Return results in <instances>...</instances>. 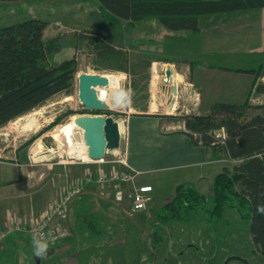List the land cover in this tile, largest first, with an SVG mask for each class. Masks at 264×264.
Segmentation results:
<instances>
[{"label": "rangeland", "instance_id": "obj_1", "mask_svg": "<svg viewBox=\"0 0 264 264\" xmlns=\"http://www.w3.org/2000/svg\"><path fill=\"white\" fill-rule=\"evenodd\" d=\"M29 17L46 21L45 37L58 34L59 48L52 53L51 59L59 62L75 53L78 69L69 93L63 91L54 95L0 126V153H5L2 155H10L11 148L19 147L32 137L20 148L19 160L30 168L33 177H42V182H35L29 188L35 198L41 196L42 200L31 210L18 211L19 216L28 217L45 210L66 181L74 180L86 171L95 173L112 166V162L88 160L81 129L69 125L72 116L79 113L99 112L118 120L123 134L119 153H123L125 145L130 165L135 163V167L132 166L139 170L132 183H123L126 191L134 187L133 183H149L154 187L148 192L150 198L146 208L130 213L127 211L128 200L120 203L112 200L110 186L87 185L67 204L65 223L69 232L49 244L46 257L69 258L67 263L76 264H221L226 256L236 254L248 264H264V255L260 254L252 239L249 222L241 218L234 207L225 206L218 220L210 215L211 204L207 209L203 207L192 213V222L160 221L157 218L158 214L164 213L163 204L173 196L178 183L188 182L202 192H210L214 175L238 159L229 158L215 147H197L190 143L186 134H166L168 125L174 127L180 123L186 130L181 120L162 116V121L157 120L155 124L156 120L151 118L154 116L147 114H133L130 120L128 118L133 112L176 115L195 112L199 98L205 104L207 100H225L226 94L213 97L226 90L222 86L220 91L221 85L211 83L206 73L203 78L207 80L202 81L199 75L201 66L197 62L225 65L232 70L257 67L264 60L260 25L251 27V35L218 32L207 38L200 33L167 29L157 18L128 22L106 9L99 0H0V25ZM83 30L98 31L126 49L129 69L121 70L100 60L85 40H76L75 33ZM144 57L158 60H153L149 67L139 63ZM183 60H193L192 69L188 64L186 71ZM132 63H136L134 70ZM162 66L178 73V79L163 82L165 74L163 79L160 76ZM84 71L102 73L109 78L106 85L97 87L98 97L107 102L106 108L92 110L82 106L77 95V80L78 74ZM257 82L264 83V75ZM133 83L135 90L131 86ZM172 85L176 87L175 93ZM236 87L237 84L231 89L236 91ZM121 90L130 91L131 103L117 107L115 94ZM198 90H201L199 95ZM226 100L239 101L241 98L235 96ZM250 101L264 103V93L252 92ZM138 106H146V109ZM138 122L144 124L147 132L151 129V133L143 137V149L136 143ZM47 135H51L52 141L42 140ZM64 138L67 144L61 145ZM178 148L180 153L169 154ZM197 149L202 152V159ZM163 153L172 157L163 158ZM115 156L116 152L108 148L104 158ZM199 176H203V181L197 183ZM83 215L97 220L100 232L86 235L81 220ZM26 235L0 239V260L33 257V243ZM4 263L7 261H2ZM228 264L245 263L232 259Z\"/></svg>", "mask_w": 264, "mask_h": 264}, {"label": "trees", "instance_id": "obj_2", "mask_svg": "<svg viewBox=\"0 0 264 264\" xmlns=\"http://www.w3.org/2000/svg\"><path fill=\"white\" fill-rule=\"evenodd\" d=\"M99 1L128 22L157 18L167 29L190 34L199 32L202 17L264 6V0ZM45 24L46 21L41 18L29 17L0 25V126L54 95L63 91L69 93L74 84L78 69L75 53L54 62L51 56L59 48V36L45 37ZM75 34L76 40H85L100 60L121 70L129 69L126 49L102 33L83 30ZM139 60V63L150 67L152 61L158 59L144 57ZM183 61L192 69L193 60ZM135 66L136 63H132L133 70ZM236 70L253 75L243 101H215L208 112L159 114L181 120L193 144L219 148L229 158L238 161L230 167L224 166L214 175L210 192H202L188 182L178 183L173 196L163 204L164 213L158 214L157 218L160 221L192 222V213L203 207L207 209L211 204L210 215L218 220L225 206L234 207L240 217L249 222L252 239L260 254L264 255V213L258 212V207L264 205V103L250 101L252 92L264 93V83L257 82L264 75V60L257 67ZM131 86L136 89L134 83ZM138 107L146 109V106ZM221 127L226 134L223 142L214 136V130ZM31 138L18 148L25 146ZM111 194L112 198L113 191ZM81 220L86 235L100 232L93 217L83 215ZM21 234L24 233L14 232L9 236L15 238Z\"/></svg>", "mask_w": 264, "mask_h": 264}, {"label": "crops", "instance_id": "obj_3", "mask_svg": "<svg viewBox=\"0 0 264 264\" xmlns=\"http://www.w3.org/2000/svg\"><path fill=\"white\" fill-rule=\"evenodd\" d=\"M255 25H260L261 37L263 38V41H264V37H263L264 36V6L261 8H253L251 10L243 11V12L224 13L220 15H211V16L202 17V19L200 20L201 28L199 32L197 33L203 34V36L207 38H210L212 35L218 32H223V33L234 32V33H237L238 35L247 33L251 35L252 34L251 27ZM185 64H186L185 70L187 71L188 63L185 62ZM197 64L201 66L199 75L202 81H204L203 79L205 80L209 79V76H210L211 83L214 82L216 85L217 84L221 85V87H219L220 91L223 88L222 86H224L226 90V92H220L219 95H214L213 97L215 96L220 97V96H223V94H226V97H227L226 99H234L235 96H237V98H241V100L233 101V100L223 99V101L241 102L244 100L250 88L252 79H253V75L251 73L247 71H238L236 70L237 68H235V70H232V68L225 66V65H212V64L207 65L202 62H197ZM238 68L247 69V67H238ZM249 68H253V67H249ZM205 73L206 75H208L207 79L203 78V75ZM234 74H239V75H234ZM162 75L164 76V73L160 74L161 79H163ZM177 75L178 73H176L173 70L169 77L165 75L163 82L176 81V79H178ZM235 84H237L236 91L234 89L233 90L231 89L233 86H235ZM211 87L213 88V85ZM200 89L202 90L203 88H200ZM201 90H198L196 92L197 95H199V93L201 94ZM219 100L220 99H216L213 102L219 101ZM213 102H210V100H207L205 104V103H202L201 99L199 98V102L197 101L195 103V104L198 103V110L195 112H208ZM161 113L163 112H160V113L133 112L132 114L128 116V118L130 120L133 114H147V115L154 116L151 118H154V120H156L154 122L155 124H157V120L158 122L159 120L162 121L161 120L162 116L159 115ZM179 124H177L174 127H169V125L167 124L169 129L167 130L166 134H171V135L175 134V136H182V134H186L188 136V140H190V143L193 144L190 134L186 132L185 130H183L181 124L180 125ZM154 130H155V126L153 127L152 133H154ZM135 131H136V143L138 144V147L140 149H143V146H144L142 142L143 137L147 133H151V129H150V132H147V128L144 126V124L142 122H138V124L136 125ZM183 142H186L189 147L190 144L189 142L185 140L184 137H183ZM60 143L61 145L64 143L67 144V140L64 138L60 141ZM193 145H198L197 147L203 146L201 144H193ZM205 148L207 149V147ZM216 149L219 150V148H216ZM197 150L199 151L200 159H202L203 158L202 152L200 151V149H197ZM175 152L180 153V149L179 148L173 149L169 154H173ZM20 153H21L20 148L18 147L11 148L10 153H9L10 155H2L5 153L3 152L0 153V224H3L7 220L8 215L12 214L14 216H18L19 214H21V213H17L18 211L31 210L32 206H34L36 203L42 200L39 198L41 196H38L35 198V193L33 194V192L29 190V188L33 185V183L34 184H36L35 182L39 183L42 177L41 175L39 176L35 175L34 177L32 176L30 168L27 167L25 163L22 162V160L21 161L19 160V157H21ZM123 154L126 157L128 166L117 163L115 164L116 167L123 169V170L133 169V170L138 171L139 173V170L134 168L136 165L135 163L130 165V161L127 158L128 153H126L125 145H124ZM169 154L163 153L162 157L169 159L172 157ZM6 158H9V159L7 160ZM222 166L223 164H221V168ZM137 174H135L134 178L136 177ZM133 179L131 180V183L133 182ZM202 181H203V176L197 177V180H196L197 183H200ZM142 184H145V183H142ZM88 185H92V184H88ZM133 186H137V184L133 183ZM9 235H7L6 237H8Z\"/></svg>", "mask_w": 264, "mask_h": 264}, {"label": "built area", "instance_id": "obj_4", "mask_svg": "<svg viewBox=\"0 0 264 264\" xmlns=\"http://www.w3.org/2000/svg\"><path fill=\"white\" fill-rule=\"evenodd\" d=\"M122 135L120 130V138H122ZM225 135L223 127L214 130V136L218 141L223 142ZM119 148L120 146L111 149L117 155L111 159H105L103 157L99 160H94L112 162L110 169L105 170L101 168L95 173L86 171L82 176L71 181H66L60 186L59 192L48 204L47 208L39 212V214H32L28 217L8 215L7 220L3 224H0V239H3L12 232H23L32 239L34 235H42L49 243L67 235L69 232L65 223L67 220V204L80 194L88 184L98 183L110 186L113 189L114 201L120 203L128 200L129 205L127 211L130 213L145 209L147 201L150 198L148 192L153 189V186L145 183L134 186L131 190H125L123 183L131 181L138 171L131 168V170H123L116 167V163L128 166L126 157L123 153H119ZM85 153L87 155V148H85ZM82 160H86L84 156H82ZM88 160L93 159L89 158Z\"/></svg>", "mask_w": 264, "mask_h": 264}, {"label": "water", "instance_id": "obj_5", "mask_svg": "<svg viewBox=\"0 0 264 264\" xmlns=\"http://www.w3.org/2000/svg\"><path fill=\"white\" fill-rule=\"evenodd\" d=\"M162 73L169 76L172 69L168 66L161 68ZM109 78L98 72H80L78 74V98L84 108L100 110L107 107V103L97 95V87L106 85ZM172 92L176 87L172 85ZM71 128L81 129L84 143L87 146V155L93 160L104 157L107 148L114 149L120 144L119 122L111 115L96 113H79L69 120ZM44 142L52 141L51 135L42 138ZM228 259V258H227ZM227 259L223 262L226 264Z\"/></svg>", "mask_w": 264, "mask_h": 264}, {"label": "clouds", "instance_id": "obj_6", "mask_svg": "<svg viewBox=\"0 0 264 264\" xmlns=\"http://www.w3.org/2000/svg\"><path fill=\"white\" fill-rule=\"evenodd\" d=\"M131 103V93L124 92L123 90L115 94V105L117 107L125 106ZM258 212L264 213V205L258 207ZM33 249L34 254L43 259L47 256L49 250L48 242L42 237V235H34L33 237Z\"/></svg>", "mask_w": 264, "mask_h": 264}, {"label": "flooded vegetation", "instance_id": "obj_7", "mask_svg": "<svg viewBox=\"0 0 264 264\" xmlns=\"http://www.w3.org/2000/svg\"><path fill=\"white\" fill-rule=\"evenodd\" d=\"M14 233V232H12ZM11 234V233H10ZM159 238V237H157ZM29 240L33 241L32 238H29ZM48 244H51V243H48ZM228 258V259H227ZM226 261V264H228L232 259H240L242 260L245 264H248L247 261L245 259H242L240 258V256H237L236 254H233V255H228L226 256L222 263ZM2 261L6 262L8 264H76V263H67L68 261H70L69 258H44L42 261H40V258L37 257L36 255H33V257H30V258H24V259H3V260H0V264H2ZM7 263H4V264H7Z\"/></svg>", "mask_w": 264, "mask_h": 264}, {"label": "bare ground", "instance_id": "obj_8", "mask_svg": "<svg viewBox=\"0 0 264 264\" xmlns=\"http://www.w3.org/2000/svg\"><path fill=\"white\" fill-rule=\"evenodd\" d=\"M167 76V75H166ZM170 76V75H169ZM169 76H167V77H169ZM101 100H103V99H101ZM103 101H105V100H103ZM106 102V101H105ZM107 103V102H106ZM119 126L121 127V125L119 124ZM83 137V136H82ZM84 141V140H83Z\"/></svg>", "mask_w": 264, "mask_h": 264}]
</instances>
